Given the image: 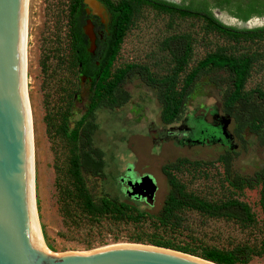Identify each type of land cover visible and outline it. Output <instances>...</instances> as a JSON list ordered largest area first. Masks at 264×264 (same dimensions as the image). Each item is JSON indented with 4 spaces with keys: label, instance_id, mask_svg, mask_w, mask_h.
Returning <instances> with one entry per match:
<instances>
[{
    "label": "rangeland",
    "instance_id": "rangeland-1",
    "mask_svg": "<svg viewBox=\"0 0 264 264\" xmlns=\"http://www.w3.org/2000/svg\"><path fill=\"white\" fill-rule=\"evenodd\" d=\"M165 1L187 3L189 0ZM66 5V0H27L26 10V92L33 128L34 202L44 244L54 253L85 251L107 244L129 242L127 237L137 230L131 224H112L107 220L101 221L100 225L90 226L85 222L73 225L65 222L58 210L54 184V147L58 146H55L56 142H51L45 132L44 115L46 105L52 109L54 105L61 103L59 85H63V80L68 76L64 68L58 67L54 57L57 40L61 47L66 43ZM101 5L107 19L105 23L98 16L86 14L85 11V18L81 22L83 32L86 18L90 19L97 39L106 34L111 20L110 12ZM211 11L226 25L238 28L264 25V15H252L242 21L223 9L212 8ZM100 23L103 29H100ZM185 32L193 37L188 67L215 45L224 43L215 34L204 33L203 23L197 17L169 16L144 6L135 23L123 36L112 67L137 62L147 64L151 69L162 73L166 68L163 59L165 51L160 50V42L169 35ZM259 48L264 49V40L260 42ZM94 52L95 48L90 53ZM45 54L49 55L47 69L42 71L40 63ZM75 82L71 122L85 114L90 94V79L76 74ZM225 82L226 77L222 73L202 74L191 85L179 120L162 125L155 91L137 74L127 73L119 84V90L125 93V102L115 107L100 106L83 121L81 135L84 136L90 130V145L98 149L104 161L103 179H94L96 191L123 198L125 185L120 182V177L127 179L148 173L156 183L153 205L160 206L166 191L160 165L178 156L214 160L220 151L218 139L223 138L206 136L207 138L202 139V136L186 135L187 139L178 141L166 132L170 127L180 126L185 117L201 115L207 123H211L214 111L223 114L221 101ZM255 86L264 89V60L262 64L255 66L245 83L246 89ZM184 125L187 128L189 122L186 121ZM228 130L231 131L230 124ZM242 138L245 144L237 150L235 167L239 170L241 167L245 172L264 167V151L257 145L254 134L243 130ZM234 142L238 143L236 139ZM59 157L62 158L63 155L60 153ZM176 176L187 190L205 199L215 201L230 197L244 202L253 215V221L242 225L231 219L207 217L196 211H186L183 218L185 228L175 235L168 234L169 238L177 243L218 249H229L236 244L258 247L264 232V212L258 203L259 186L231 189L222 178V168L218 162L206 167H183ZM140 203L146 206L143 201ZM143 226L146 233L151 232L145 224ZM245 264H264V257L252 256Z\"/></svg>",
    "mask_w": 264,
    "mask_h": 264
},
{
    "label": "trees",
    "instance_id": "trees-1",
    "mask_svg": "<svg viewBox=\"0 0 264 264\" xmlns=\"http://www.w3.org/2000/svg\"><path fill=\"white\" fill-rule=\"evenodd\" d=\"M97 1L108 9L111 20L106 34L101 39L95 38L94 54L87 50L88 39L81 29V22L85 18L82 0H66V43L61 47L57 40L54 49L56 64L64 68L68 76L63 80L66 83L59 85L61 103L52 109L46 105L44 123L46 134L58 146L54 147V184L62 219L73 225L81 222L90 226L100 225L105 220L112 224H131L137 230L127 237L129 242L170 248L217 264H245L252 256L264 257V232L257 248L236 244L229 249H218L177 243L168 237V234L175 235L185 228L183 218L185 212L191 210L207 217L231 219L242 225L253 221L249 207L242 201L230 197L211 201L187 190L176 176L183 167L198 168L220 163L222 178L231 189L259 186L258 203L264 212V167L251 172L235 167L237 150L245 144L243 130L254 134L257 145L264 151V89L257 86L245 88L251 71L264 60V49L259 48L264 40V25L254 28L226 25L211 11L212 8L223 9L243 21L252 15H264V0H189L187 3L165 0ZM144 6L169 16L197 17L203 23L204 33L215 34L224 43L215 45L188 67L193 37L187 32L172 34L160 42V50L165 51L164 72L158 73L147 64L137 62L112 67L123 36ZM99 25L102 29V25ZM48 57L45 54L40 63L42 71L47 69ZM129 72L137 74L155 91L162 125L179 120L189 89L202 74L222 73L226 77L221 111L230 117L231 131H228L232 134L233 144H219L220 151L214 160L178 156L162 163L160 172L166 191L158 207H154L153 203L147 205L142 199L126 195L117 198L96 191L94 179H103L104 161L98 149L90 145V130L81 135L83 121L88 114L100 106L115 107L125 102V93L119 90V84ZM76 74L90 79V94L85 114L71 122ZM199 129L209 133L214 127L202 121ZM60 153L62 158L59 157ZM140 201L146 206H142ZM144 224L151 229L150 233L143 230Z\"/></svg>",
    "mask_w": 264,
    "mask_h": 264
},
{
    "label": "water",
    "instance_id": "water-1",
    "mask_svg": "<svg viewBox=\"0 0 264 264\" xmlns=\"http://www.w3.org/2000/svg\"><path fill=\"white\" fill-rule=\"evenodd\" d=\"M82 2L86 14L97 16L89 12L84 0ZM23 29L24 0H0V264H217L178 250L137 242L59 253L42 249L32 201L22 83ZM83 33L88 39L87 50L92 53L95 34L89 18L85 20ZM215 118L217 128L207 136L232 139L227 129L230 117L214 111L212 119ZM120 182L125 185L123 192L127 197L152 205L156 183L151 175L120 177Z\"/></svg>",
    "mask_w": 264,
    "mask_h": 264
},
{
    "label": "bare ground",
    "instance_id": "bare-ground-1",
    "mask_svg": "<svg viewBox=\"0 0 264 264\" xmlns=\"http://www.w3.org/2000/svg\"><path fill=\"white\" fill-rule=\"evenodd\" d=\"M87 4V8L89 12L92 14H96L98 17H100L101 21L104 23L107 21V19L104 16V7L96 0H84ZM103 7H101V6ZM26 10H27V0H24V29H23V60H22V83H23V94H24V100H25V106L27 111V121H28V133H29V145H30V164H31V188H32V201H33V209H34V217H35V223H36V229L38 234V240L39 244L41 245L42 249L52 253L44 244L37 213H36V207L34 202V157H33V128H32V116H31V110L29 106V101L27 97L26 92V67H27V55H26ZM117 244H123V243H117Z\"/></svg>",
    "mask_w": 264,
    "mask_h": 264
},
{
    "label": "flooded vegetation",
    "instance_id": "flooded-vegetation-1",
    "mask_svg": "<svg viewBox=\"0 0 264 264\" xmlns=\"http://www.w3.org/2000/svg\"><path fill=\"white\" fill-rule=\"evenodd\" d=\"M100 24L102 25V23H100ZM102 29H103V26H102ZM186 121L189 122V125H187V128H185V125H184V123ZM202 121L206 122L201 117V115H197V116L189 117V118L185 117V118H183V121H181V123H180L181 125L180 126L170 127V129L166 132V134L167 135H171L173 138H176V140H178V141H182V140L187 139L188 137L185 138L186 135L189 136V137L190 136H199V137L202 136L200 138L205 139V138H207L206 137L207 133H203V131L201 129H199L200 124H201ZM211 125L214 128H217V125H218L217 118H215V120L211 121ZM185 129H186V132L184 131ZM202 139H200V141ZM231 141L233 142L232 139L228 140V139L220 138L219 139V144H221V145L225 144L226 146H230L231 144H233Z\"/></svg>",
    "mask_w": 264,
    "mask_h": 264
}]
</instances>
